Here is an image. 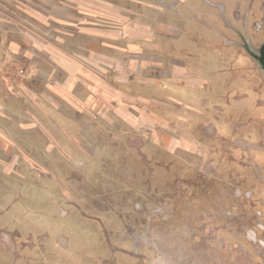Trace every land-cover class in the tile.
<instances>
[{"label": "rangeland", "instance_id": "1", "mask_svg": "<svg viewBox=\"0 0 264 264\" xmlns=\"http://www.w3.org/2000/svg\"><path fill=\"white\" fill-rule=\"evenodd\" d=\"M0 264H264V0H0Z\"/></svg>", "mask_w": 264, "mask_h": 264}]
</instances>
